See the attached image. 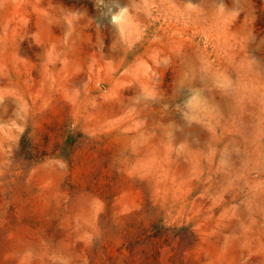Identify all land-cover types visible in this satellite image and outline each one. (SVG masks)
<instances>
[{"label": "clouds", "instance_id": "clouds-1", "mask_svg": "<svg viewBox=\"0 0 264 264\" xmlns=\"http://www.w3.org/2000/svg\"><path fill=\"white\" fill-rule=\"evenodd\" d=\"M52 12L56 14V39L23 36L21 45L12 51V45L4 42L0 71L6 75L11 64L17 77L23 74L27 79L25 87L12 85L14 95L5 96L0 89V155L25 160L28 176L35 175L41 183L47 182L50 192L63 195L59 201H51L47 215L54 219L37 216L30 224L37 229L46 224L45 232L51 240L41 241L39 251L30 244L11 248L4 258L11 255L14 264H75L73 253L56 242L72 236L92 245L101 237L114 215L112 197L96 191L103 170L116 182L164 184L167 200L163 227L173 236L186 232L193 247L207 246L208 264H264V158L245 160L232 173L227 172L228 165L222 158L218 170H225L229 179L215 186L209 183L187 144L171 147V130L167 132L165 152L158 158L150 148L155 133L139 118L147 102L155 97V92L145 87L152 68L145 72L138 66L149 60L158 67L168 66L171 61L167 55L157 61L148 51L129 55L137 45L142 47L148 41L166 52L175 43L174 36H180L181 42L187 38L197 47L201 41L216 42V37L235 28L238 13L227 12L223 0H81L79 4L60 0ZM156 33H163L167 43H162ZM216 46L221 47V42ZM163 76L165 84L172 82L171 71ZM33 81L39 85L35 92L46 101L42 105L36 104ZM121 81H127V86L117 87ZM18 105H23L19 111ZM177 108L181 119L189 123L202 122L209 116L198 92ZM91 113L99 117L94 124L86 123ZM96 127L110 134L99 136L93 131ZM57 131L62 139L52 143ZM131 134L135 135L129 139ZM37 139L39 146L35 144ZM113 139L119 143L103 151L104 144ZM8 140L11 145L5 149ZM26 141L34 144L27 155ZM85 152L96 156V169L88 176L80 167ZM214 155L211 152L204 159L209 163ZM181 165L182 174L177 171ZM96 201L104 205V212L89 214L87 235L83 236L72 221L81 215L82 204L90 207ZM158 203L153 196L144 207L155 210ZM217 208L219 215L215 213ZM202 220L211 221L206 234L195 231Z\"/></svg>", "mask_w": 264, "mask_h": 264}, {"label": "rangeland", "instance_id": "rangeland-1", "mask_svg": "<svg viewBox=\"0 0 264 264\" xmlns=\"http://www.w3.org/2000/svg\"><path fill=\"white\" fill-rule=\"evenodd\" d=\"M75 2L79 4L81 0ZM223 3L227 12L238 13V16L233 30H226L216 37L221 47L218 48L216 42L205 44L203 41L197 47L187 38L181 42L180 36H174L172 41L175 43L166 52H161L158 44L148 41L142 47L137 45L129 54L148 51L157 61H162L165 55L171 61L168 66L160 64L158 67L151 60L138 66L139 71L145 72L149 66L152 68L145 87L154 91L155 97L147 102L139 116L146 121L148 130L155 133L150 143L152 152L158 158L163 156L164 145L168 143L167 132L171 130V147L187 144L214 186L229 179L225 170H218L222 158V163L228 165V173L238 170L245 160L264 158V0H223ZM59 4L60 0H0V54L5 52V41L12 45L9 48L12 51L21 45L23 36L31 38L35 35L37 40L56 39V14L52 7ZM155 35L161 36L162 43H167L168 38L163 33ZM121 58L127 62V57L122 55ZM7 70L6 75L0 71V89L5 96H10L15 94L12 85L25 87L23 82L27 77L23 74L17 77L11 64L7 65ZM165 71H171V83L165 84ZM225 83L227 87H217ZM32 84L36 104L46 103L39 92H35L38 83L33 81ZM127 84V81H121L117 87L124 88ZM197 92L209 116L202 122L189 123L181 119L177 105ZM20 107L23 105H18V111ZM98 119L91 113L86 123L94 124ZM93 131L102 137L110 134L102 127ZM8 135L12 133L9 131ZM132 135L135 134L129 139ZM61 139L57 131L52 143H59ZM118 143L116 139L105 143L103 151L107 152ZM35 144L39 146L40 140L37 139ZM10 145L8 140L5 149ZM33 146V141L25 142V155ZM51 146L49 144V149ZM211 152L215 155L209 157L208 163L204 157ZM172 158L176 159L175 153ZM80 167L83 175H91L96 169L95 154L85 152ZM28 169L25 160L0 155V172H3L0 176V264H14L11 255L4 258L11 248L30 244L39 251L41 241L51 240L45 232L46 224L39 229L31 228L30 224L37 216L49 221L54 219L47 212L51 201H59L63 194L50 192L46 181L41 183L35 175L28 176ZM177 171L182 174L184 166ZM164 187V184L155 183L146 186L139 181L116 182L110 172L101 170L96 191L112 197V220L92 245L74 240L72 236L56 243L73 253L75 264H208L207 246L193 247L189 234L180 232L173 236L171 230L163 227V208L167 200ZM153 196L159 201L155 210L145 208V201ZM103 212L104 205L99 201L90 207L84 203L81 215L72 221L73 227L86 236L89 214ZM219 212V208L215 209L216 215ZM210 223V220H202L195 231L206 234L205 229Z\"/></svg>", "mask_w": 264, "mask_h": 264}]
</instances>
